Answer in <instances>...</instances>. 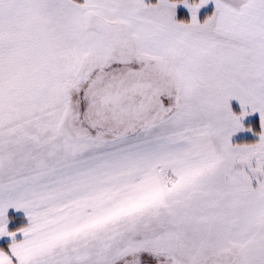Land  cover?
<instances>
[{
    "label": "snow or ice",
    "instance_id": "obj_1",
    "mask_svg": "<svg viewBox=\"0 0 264 264\" xmlns=\"http://www.w3.org/2000/svg\"><path fill=\"white\" fill-rule=\"evenodd\" d=\"M211 2L0 0V264H264V0Z\"/></svg>",
    "mask_w": 264,
    "mask_h": 264
},
{
    "label": "rangeland",
    "instance_id": "obj_2",
    "mask_svg": "<svg viewBox=\"0 0 264 264\" xmlns=\"http://www.w3.org/2000/svg\"><path fill=\"white\" fill-rule=\"evenodd\" d=\"M212 8H213V4H212L211 0H209L208 5L203 6L200 10H198V19L203 20L205 14L210 13ZM176 19H182L185 21L190 19L189 12L183 5H177L176 6ZM229 104H230V107L233 109V111H235L237 113L240 111V106H239V103L237 101L231 100L229 102ZM241 123L245 127L251 125L252 129L256 132H258L260 130L259 129V114L258 113H252V114L244 117L242 119ZM257 138L258 137L253 136L251 132L245 131V132L235 133L232 137V140H233V142H239L241 140L254 141ZM9 214H17L18 215V213H16V212H8L7 215L9 216ZM25 220H26V218H25ZM8 227H9V225H8ZM17 238H19V236ZM6 240H8V238L5 237L4 239L2 238L0 242L6 241Z\"/></svg>",
    "mask_w": 264,
    "mask_h": 264
},
{
    "label": "trees",
    "instance_id": "obj_3",
    "mask_svg": "<svg viewBox=\"0 0 264 264\" xmlns=\"http://www.w3.org/2000/svg\"><path fill=\"white\" fill-rule=\"evenodd\" d=\"M10 217H13L14 219L12 220V222L9 224V229H15L18 226H22L23 224L26 223V220L24 217L17 215V214H9ZM6 241L0 242V246H2Z\"/></svg>",
    "mask_w": 264,
    "mask_h": 264
},
{
    "label": "crops",
    "instance_id": "obj_4",
    "mask_svg": "<svg viewBox=\"0 0 264 264\" xmlns=\"http://www.w3.org/2000/svg\"><path fill=\"white\" fill-rule=\"evenodd\" d=\"M8 212H16V213H18V215L24 217V213H23L22 210H21V211H15V210L9 209ZM18 236H19V234H17V237H18ZM1 239H2V238H0V241H1ZM3 239H4V238H3Z\"/></svg>",
    "mask_w": 264,
    "mask_h": 264
}]
</instances>
